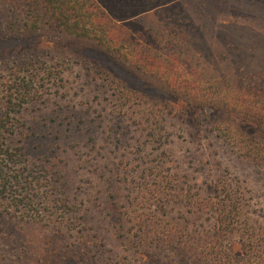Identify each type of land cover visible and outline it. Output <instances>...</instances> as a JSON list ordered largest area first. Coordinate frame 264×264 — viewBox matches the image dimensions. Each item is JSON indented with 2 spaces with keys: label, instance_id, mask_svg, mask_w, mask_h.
I'll list each match as a JSON object with an SVG mask.
<instances>
[{
  "label": "rangeland",
  "instance_id": "374dc122",
  "mask_svg": "<svg viewBox=\"0 0 264 264\" xmlns=\"http://www.w3.org/2000/svg\"><path fill=\"white\" fill-rule=\"evenodd\" d=\"M94 1L135 47H187L184 69L199 83L264 91V0ZM26 7L0 0V29L20 11L32 19ZM23 60L33 63L28 100L17 108L31 134L28 157L62 176L51 199L73 209L56 225L1 214L0 264H205L250 232L264 238V167L218 127L247 126L237 115L190 104L162 77L86 40H0V69L8 67L0 74L20 72ZM185 240L202 250L199 263Z\"/></svg>",
  "mask_w": 264,
  "mask_h": 264
},
{
  "label": "trees",
  "instance_id": "16d2710c",
  "mask_svg": "<svg viewBox=\"0 0 264 264\" xmlns=\"http://www.w3.org/2000/svg\"><path fill=\"white\" fill-rule=\"evenodd\" d=\"M26 1L28 12L35 10L32 19L28 21L22 11L16 17L6 16L0 29V40L6 42L37 34H50L86 40L103 48L107 54L125 59L147 75L162 77L175 94L184 97L190 104L217 108L219 111L237 115L238 121L246 123L247 126L239 125L241 129L232 128L233 124L228 121L218 124L220 132L224 137L233 132L235 136L231 140H237L249 147L247 154H244L245 158L264 167L263 90L257 91L248 85L220 93L213 86L199 83V77H192L185 70L186 64L192 60L187 47L182 51H173L174 47H170L161 54L141 43H136L135 47L126 30L113 21L94 0ZM32 64L23 60L14 65L20 72L25 71L21 78L17 74L20 72L15 71L7 78L0 74V215L20 218L28 223L62 224L63 211L70 213L73 208L66 204L67 199H51L50 195L51 192L58 191L62 176H57V171L52 172L48 167L32 165L27 153V141L31 139V134H27L29 127L18 115L22 110H17L28 100L29 85L25 82H31V79L26 71ZM7 69L8 67L1 68L0 72ZM159 199H162L159 194L157 198L151 197L153 204L155 201L159 202ZM66 219L70 221L68 216ZM246 236L247 241L238 243L239 245L235 243L228 253L206 255L210 259L205 264H264V238H258L253 232ZM184 238L190 239L189 235H184L182 240ZM186 240L182 248L189 244ZM237 246L241 249L236 255L234 248ZM188 248L194 250L188 251L195 254L193 260L199 263L202 250L194 249L190 245ZM186 252L183 249L177 250V254L183 259ZM188 258L186 256V261Z\"/></svg>",
  "mask_w": 264,
  "mask_h": 264
}]
</instances>
